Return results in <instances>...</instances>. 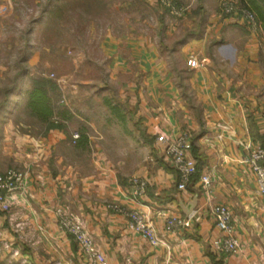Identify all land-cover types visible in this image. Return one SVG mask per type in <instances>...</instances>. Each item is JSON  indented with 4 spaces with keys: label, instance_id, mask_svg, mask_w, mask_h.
Returning a JSON list of instances; mask_svg holds the SVG:
<instances>
[{
    "label": "crops",
    "instance_id": "1",
    "mask_svg": "<svg viewBox=\"0 0 264 264\" xmlns=\"http://www.w3.org/2000/svg\"><path fill=\"white\" fill-rule=\"evenodd\" d=\"M225 4L234 11L225 13ZM186 9L192 14L170 25L166 58L177 56L178 66L164 61L151 39L140 34L109 33L101 42L107 70L127 78L118 101L133 106L128 112L102 99L112 113L107 122L114 116L130 143L121 149L120 161L94 145L97 132L88 122L81 125L56 104L50 122L58 117L69 126H47L31 113L26 87L12 83L4 90L0 174L15 168L25 177L23 190L7 198L8 209L0 205V264H91L58 228V208L83 223L102 264H264V198L243 160L250 150L264 149V0H196ZM241 10L253 14L256 28ZM25 117L43 124L40 134L31 135ZM71 124L79 129H69ZM75 131L81 136L73 143ZM157 131L170 138L190 136L188 155L196 173L183 191L176 189L177 171L164 158ZM203 175L210 179L209 190L201 186ZM133 177L147 183L136 198L130 192ZM195 197L190 225L167 231V220L186 217ZM218 205L232 214L236 254L221 250L222 234L209 212ZM132 210L146 215L157 245L132 230L127 217ZM18 223H23L19 231Z\"/></svg>",
    "mask_w": 264,
    "mask_h": 264
},
{
    "label": "rangeland",
    "instance_id": "2",
    "mask_svg": "<svg viewBox=\"0 0 264 264\" xmlns=\"http://www.w3.org/2000/svg\"><path fill=\"white\" fill-rule=\"evenodd\" d=\"M190 1L196 0H0L1 98L12 83L26 87L29 99L35 82H47L53 107H62L58 111L65 115L71 112L81 125L88 122L94 126V145L107 151L108 159L120 161L125 158L121 149L130 143L114 116L107 122L109 110L102 99L112 100L128 112L133 106L118 101L122 99L119 86L127 78L120 74L114 78L107 70L101 42L109 33L116 37L140 34L151 39L164 61L178 66L177 56L166 58L170 25H180L186 13L192 14L186 9ZM179 29L182 31L181 26ZM23 77L27 78L25 86ZM54 120L57 125L69 126L58 117ZM24 122L30 124L31 135L40 134L43 124L33 123L30 117ZM73 128L78 130L79 125L71 124L69 129ZM74 133L79 134L76 141L71 138L76 143L81 135Z\"/></svg>",
    "mask_w": 264,
    "mask_h": 264
},
{
    "label": "built area",
    "instance_id": "3",
    "mask_svg": "<svg viewBox=\"0 0 264 264\" xmlns=\"http://www.w3.org/2000/svg\"><path fill=\"white\" fill-rule=\"evenodd\" d=\"M223 11L228 14L232 13L234 9L231 5L225 4L223 5ZM240 12L251 28L257 27L255 18L250 11L241 10ZM188 64L194 66L195 62L189 60ZM155 136L156 141L162 146L163 156L177 171L176 189L178 191L185 190L196 173L195 162L188 155L192 148L189 134L182 132L175 138H170L165 133L157 131ZM71 138L74 142V140L76 141L79 138V134L74 133ZM243 160L253 175L258 194L264 198V149L259 146L250 150ZM24 177L25 174L22 171L14 169H8L3 174H0V205L4 210L9 207L7 198L11 197L13 193L23 190ZM200 181L202 188L209 190L211 184L209 177L203 175L200 177ZM129 184L132 197L136 198L145 194L147 183L144 180L131 178ZM109 208L119 211L116 206H109ZM209 212L214 219L215 227L222 234L221 250L227 254H236L239 251V242L234 234L233 218L229 208L222 205L211 206ZM55 214L58 218V228L72 237L80 253L91 264L104 263V257L100 254L83 223L59 208L55 210ZM127 217L134 232L144 236L150 245L155 246L158 244L155 230L144 213L132 210L127 213ZM192 218V213L180 219L171 218L166 222V230L173 231L177 227H188ZM22 227L23 223H18L14 226L17 231L22 229Z\"/></svg>",
    "mask_w": 264,
    "mask_h": 264
},
{
    "label": "trees",
    "instance_id": "4",
    "mask_svg": "<svg viewBox=\"0 0 264 264\" xmlns=\"http://www.w3.org/2000/svg\"><path fill=\"white\" fill-rule=\"evenodd\" d=\"M49 87L50 86L45 81L35 82L33 89L29 93L28 101L31 113L39 120L45 122L47 126L52 125L50 119L53 116L52 100L49 97V92L51 90Z\"/></svg>",
    "mask_w": 264,
    "mask_h": 264
},
{
    "label": "water",
    "instance_id": "5",
    "mask_svg": "<svg viewBox=\"0 0 264 264\" xmlns=\"http://www.w3.org/2000/svg\"><path fill=\"white\" fill-rule=\"evenodd\" d=\"M195 202H196V197L193 199V202L189 205L190 207H188V210L185 211V212H186V213H185L186 215H189V214L192 213V208H193ZM191 206H192V207H191Z\"/></svg>",
    "mask_w": 264,
    "mask_h": 264
}]
</instances>
